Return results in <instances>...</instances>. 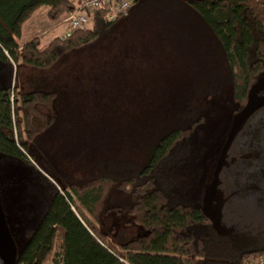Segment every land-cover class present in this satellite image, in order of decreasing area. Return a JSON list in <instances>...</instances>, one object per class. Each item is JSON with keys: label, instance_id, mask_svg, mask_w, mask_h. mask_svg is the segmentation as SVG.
<instances>
[{"label": "trees", "instance_id": "trees-1", "mask_svg": "<svg viewBox=\"0 0 264 264\" xmlns=\"http://www.w3.org/2000/svg\"><path fill=\"white\" fill-rule=\"evenodd\" d=\"M75 1L0 0V154L30 159L45 178L23 180L38 221L13 264H249L264 254L182 199L203 184L194 149L207 139L208 103L237 112L264 69V0H136L114 22L95 12L66 38L19 41L40 7L59 21L81 9ZM122 216L143 234L116 233Z\"/></svg>", "mask_w": 264, "mask_h": 264}, {"label": "rangeland", "instance_id": "rangeland-1", "mask_svg": "<svg viewBox=\"0 0 264 264\" xmlns=\"http://www.w3.org/2000/svg\"><path fill=\"white\" fill-rule=\"evenodd\" d=\"M76 2L77 0L75 3ZM43 7L48 8V6ZM70 13L71 12L67 13L65 16H68ZM44 19L45 20L43 21L46 23V25H43L39 32L42 35L44 45L47 44L53 33L66 38L67 34L73 30L71 29L69 23L64 21V18L58 24H56L54 21H50L46 15H44ZM120 22L121 21H119V23ZM54 24L55 26L53 27ZM90 27L91 24L89 22L84 30ZM254 92L257 94L264 92V69L258 75L257 82L252 88L251 95ZM237 107L238 105H232L231 107L227 108V105L223 103L221 99H215L214 101L208 103L207 119L205 120L207 139L206 141L199 143L195 147L196 149H194V156L197 157V165L201 167L203 172L201 179V183L203 184L199 186V190H192L189 192V194H186L184 197H182V199L187 203L191 202L192 204L201 206L203 209H205V211L213 217L214 225L219 234L227 236L228 238L230 237L237 247L248 250L264 246V234L260 233L259 231H251V228L248 226H246V230L241 229L238 231V229L241 228L240 225H236L230 220L228 217L227 208H222V203L226 199L225 197L228 195L227 191L224 192V190H226L227 187H235V184L229 179H223V177L227 175L229 169H227L225 172H223L222 169L217 170V165L222 155V149L227 144L226 141L229 132L232 127H234L238 114L243 109L241 108L237 112H233L232 110L237 109ZM262 113H264V105H261L259 108H256V110L252 111L250 114L252 115L250 116L251 118L244 121V127L250 129L255 127L257 121L255 120V116ZM67 127L68 124L66 122L64 124V128ZM239 142H241L240 137L237 135L230 148ZM4 157L5 156L0 154V200L10 234L16 246V254H18L26 243L28 229L33 228L38 221V216L36 214L31 216L28 215V213L34 209L35 205L38 204L36 203V198H33L34 195L36 196V193L34 194L32 189L29 188V186H27L23 180L32 182V185L35 187V185L38 183H44L45 178L43 177L44 174L42 172L34 169L32 165L30 166L28 164V160L26 161L23 159L22 162L11 159L3 160L5 159ZM225 159L232 161V155L229 154V151L227 150L225 151ZM212 184H214L215 187L213 191L215 193L213 206L216 209L219 221L217 220V215L211 208V187L209 186ZM54 185L57 184L55 183ZM201 189L204 190L201 192ZM232 190L233 189L230 191ZM70 193L73 197V200L76 201L78 207L83 210L77 201L76 196L72 194L71 191ZM84 214H86V212ZM127 219V217L122 216L119 218L115 217V219L111 221V224L114 223L116 225V233L121 230L123 232L131 233L132 236L136 237L143 234V230H141V228L138 226L134 225L125 227L124 223ZM91 220L94 223L96 222L95 219L91 218ZM219 222L221 226L223 225L228 227L230 230L222 228L219 225ZM231 229H235L236 231Z\"/></svg>", "mask_w": 264, "mask_h": 264}, {"label": "flooded vegetation", "instance_id": "flooded-vegetation-1", "mask_svg": "<svg viewBox=\"0 0 264 264\" xmlns=\"http://www.w3.org/2000/svg\"><path fill=\"white\" fill-rule=\"evenodd\" d=\"M255 120V127L246 128L240 133L238 136L241 142L230 148L232 161L228 160L222 166L223 172L229 169L223 179H229L235 184V187L224 190L228 195L222 208H227L230 220L240 225L238 231L246 230L248 226L251 231L264 234V113L255 116ZM4 158L7 160V157ZM221 227L230 230L223 225Z\"/></svg>", "mask_w": 264, "mask_h": 264}, {"label": "water", "instance_id": "water-1", "mask_svg": "<svg viewBox=\"0 0 264 264\" xmlns=\"http://www.w3.org/2000/svg\"><path fill=\"white\" fill-rule=\"evenodd\" d=\"M251 93H252V89L250 91L247 104L238 114L237 121L234 127H232V129L229 132L226 141L227 144L222 149L221 152L222 155L219 159L217 170L222 169V166H225V163L228 161L225 159V151L230 150V146L233 140L235 139V137L245 131L246 128L243 125L244 121L251 118L250 116L252 115L250 114L252 113V111L256 110V108H259L261 105L264 104V92H262L261 94H257L256 92H254L252 95ZM209 187H211V198H210L211 208L214 211V213L217 215L216 209L213 206V199L215 197V193L213 192L215 188L214 184H212ZM16 255H17L16 246L10 234L0 200V264H13Z\"/></svg>", "mask_w": 264, "mask_h": 264}, {"label": "built area", "instance_id": "built-area-1", "mask_svg": "<svg viewBox=\"0 0 264 264\" xmlns=\"http://www.w3.org/2000/svg\"><path fill=\"white\" fill-rule=\"evenodd\" d=\"M135 2L136 0H83L81 9L70 13L65 21L73 30H84L90 22V14L97 12L103 14L106 21L114 22L125 16ZM249 264H264V254L251 258Z\"/></svg>", "mask_w": 264, "mask_h": 264}, {"label": "crops", "instance_id": "crops-1", "mask_svg": "<svg viewBox=\"0 0 264 264\" xmlns=\"http://www.w3.org/2000/svg\"><path fill=\"white\" fill-rule=\"evenodd\" d=\"M49 10H50L49 7L48 8H45L43 6L40 7L38 10H36L32 14V16L30 17V19L24 23V25L22 26L21 39L19 40L21 43L26 42V41H28V40H30L32 38H35V37L40 38L41 39V43H44L43 42V39H42V35L39 32H40L41 27L43 25H46V23L43 20H45L44 19V15H46V17L48 18V12H49ZM65 17L66 16L62 17L61 20L64 18V21H65ZM61 20L54 21V22H56V24H58ZM50 21H52V20H50ZM54 26H55V24L53 25V27ZM54 35L55 34L53 33V35L51 36V38H50L49 41L52 40V38H53ZM59 36H61V35H59Z\"/></svg>", "mask_w": 264, "mask_h": 264}]
</instances>
